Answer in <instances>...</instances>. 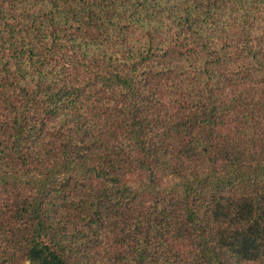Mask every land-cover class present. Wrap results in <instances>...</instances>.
<instances>
[{
    "label": "trees",
    "instance_id": "obj_1",
    "mask_svg": "<svg viewBox=\"0 0 264 264\" xmlns=\"http://www.w3.org/2000/svg\"><path fill=\"white\" fill-rule=\"evenodd\" d=\"M0 264H264V0H0Z\"/></svg>",
    "mask_w": 264,
    "mask_h": 264
}]
</instances>
